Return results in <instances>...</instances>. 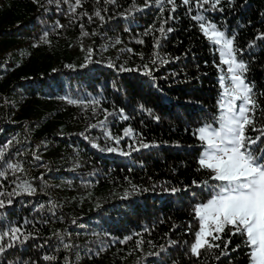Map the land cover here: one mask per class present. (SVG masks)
Listing matches in <instances>:
<instances>
[{
	"label": "trees",
	"instance_id": "1",
	"mask_svg": "<svg viewBox=\"0 0 264 264\" xmlns=\"http://www.w3.org/2000/svg\"><path fill=\"white\" fill-rule=\"evenodd\" d=\"M176 4L0 0V232L21 228L0 264H249L228 229L219 249L190 252L194 206L212 194L193 183L208 177L194 132L217 115L221 69L195 0ZM199 12L234 38L260 129L264 0Z\"/></svg>",
	"mask_w": 264,
	"mask_h": 264
},
{
	"label": "snow or ice",
	"instance_id": "2",
	"mask_svg": "<svg viewBox=\"0 0 264 264\" xmlns=\"http://www.w3.org/2000/svg\"><path fill=\"white\" fill-rule=\"evenodd\" d=\"M219 2L220 0H195L197 14L191 17L198 23L202 37L219 54L217 67L221 69L219 83L222 91L217 101V115L213 118V123H206L194 132L202 148L197 161L198 170H206L208 177L202 182L193 183L197 186H209L212 194L206 202L194 206V216L197 218L199 229L194 234L195 239L190 252L199 257L202 249H219L220 244L211 241L220 240L221 234L228 229L231 235L242 237V246L248 249L249 264H264V149L257 152L253 148V145L264 136V126L260 129L255 127L257 102L253 98L251 86L244 79L246 65L236 58L234 38H228L214 23L206 22L199 12L205 4L215 8ZM152 3L161 12H164L169 4L172 5L171 12H175L177 7L176 0H146V6H151ZM181 3L189 6V13L193 11L190 6L192 0H181ZM76 6H79V0H76ZM95 15L103 20L99 11ZM168 18L174 17L169 15ZM168 31H171V28ZM225 65L226 73L223 71ZM249 130L259 131L260 135L249 136L247 135ZM139 147L147 148L149 145L141 144ZM116 150L107 149L109 152ZM9 167L18 170L16 165ZM0 175L3 173L0 172ZM18 186L28 193L34 191L27 182ZM178 190L171 189L172 192ZM2 207L4 203L0 200V208ZM20 232V227L0 232V253L6 251L2 243L3 238L8 236L10 241H16L18 240L16 234ZM13 246L11 242L7 245ZM223 247L226 250L228 242H225ZM224 254L226 252L222 250L220 255Z\"/></svg>",
	"mask_w": 264,
	"mask_h": 264
},
{
	"label": "rangeland",
	"instance_id": "3",
	"mask_svg": "<svg viewBox=\"0 0 264 264\" xmlns=\"http://www.w3.org/2000/svg\"><path fill=\"white\" fill-rule=\"evenodd\" d=\"M219 60H220V59H219ZM225 66H226V65H225ZM226 70H227V66H226ZM225 73H226V72H225ZM220 75H221V73L219 74V77H220ZM219 86H220V93H221L222 88H221L220 83H219ZM201 151H202V148H200V150H199L198 157L200 156ZM210 196H211V195H210ZM210 196H209L208 198H206L203 202H206V201L210 198ZM198 229H199V224H198ZM193 242H194V241H193Z\"/></svg>",
	"mask_w": 264,
	"mask_h": 264
}]
</instances>
